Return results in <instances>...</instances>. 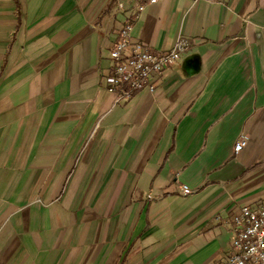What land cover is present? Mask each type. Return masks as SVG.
<instances>
[{"label":"crops","instance_id":"0c3cea01","mask_svg":"<svg viewBox=\"0 0 264 264\" xmlns=\"http://www.w3.org/2000/svg\"><path fill=\"white\" fill-rule=\"evenodd\" d=\"M122 1L0 0V264H217L264 201V0ZM131 17L189 47L115 100Z\"/></svg>","mask_w":264,"mask_h":264},{"label":"built area","instance_id":"2783aa9c","mask_svg":"<svg viewBox=\"0 0 264 264\" xmlns=\"http://www.w3.org/2000/svg\"><path fill=\"white\" fill-rule=\"evenodd\" d=\"M157 1L145 0L137 4V8L141 10L145 4ZM116 4L119 8L123 7L122 0H116ZM132 20L133 17L123 20L109 49L112 64L106 76V90L114 94L115 100L128 99L141 89L152 91L156 77L189 47V41L184 37H178L167 50H153L142 42L131 41ZM246 141L245 135L240 136L234 143V151L238 152ZM190 191L188 185H181L183 194ZM231 229L230 251L217 264H264V201L253 207L242 206L232 220Z\"/></svg>","mask_w":264,"mask_h":264}]
</instances>
